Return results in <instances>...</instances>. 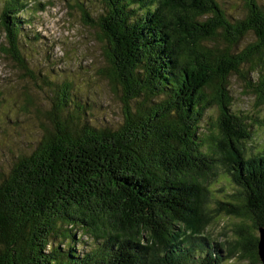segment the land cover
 <instances>
[{
	"label": "trees",
	"instance_id": "obj_1",
	"mask_svg": "<svg viewBox=\"0 0 264 264\" xmlns=\"http://www.w3.org/2000/svg\"><path fill=\"white\" fill-rule=\"evenodd\" d=\"M103 1L104 77L120 92L122 122L54 123L16 156L0 178V264L261 263L249 229L264 227V150L246 155L251 126L231 111L229 79L236 75L264 106V5L239 0L244 16L231 23L215 0ZM26 7L5 3L0 56L32 76L20 51ZM247 36L253 42L241 49ZM55 101L62 112L67 90ZM212 106L218 134L201 140ZM219 166L237 190L211 210L206 183ZM221 213L252 225L242 222L233 240L211 246L203 234ZM77 232L95 241L88 252H76Z\"/></svg>",
	"mask_w": 264,
	"mask_h": 264
},
{
	"label": "rangeland",
	"instance_id": "obj_2",
	"mask_svg": "<svg viewBox=\"0 0 264 264\" xmlns=\"http://www.w3.org/2000/svg\"><path fill=\"white\" fill-rule=\"evenodd\" d=\"M7 1L0 0V15ZM20 1L27 6L19 17L25 21L20 30V51L32 76L19 71L13 63L0 56V178L16 156L29 154L54 123L64 122L70 126L89 123L97 129H115L122 122L120 92L115 91L104 77V71L109 69L105 59L107 42L98 25V16L105 15L107 10L104 1ZM215 1L231 23L244 16L241 1ZM257 1L264 5V0ZM80 9L88 13L92 25L84 23ZM2 40L0 30V43ZM249 42H253L251 36L244 38L241 49ZM229 80L233 100L231 111L251 126L252 140L245 147L249 156L264 150V123L255 124L264 118V106L256 105L253 95L244 90L236 75ZM61 90H67V107L57 112L54 103ZM217 117L215 106L207 110L199 125L201 140L218 134L215 127ZM215 173L216 176L206 183L211 210L215 209V203L233 202L237 190L228 169L219 166ZM242 222L247 228L252 225L250 221L221 213L203 235L207 236L211 246L215 243L224 245L225 241L235 238L233 230ZM249 230L258 237V230ZM90 239L74 233L76 252L85 253L92 249L95 241ZM55 243L59 248L63 247L60 237L55 239ZM216 250L225 257L224 248ZM225 264L250 263L234 257Z\"/></svg>",
	"mask_w": 264,
	"mask_h": 264
},
{
	"label": "water",
	"instance_id": "obj_3",
	"mask_svg": "<svg viewBox=\"0 0 264 264\" xmlns=\"http://www.w3.org/2000/svg\"><path fill=\"white\" fill-rule=\"evenodd\" d=\"M258 255H259V259L261 261V264H264V227L260 228L258 230Z\"/></svg>",
	"mask_w": 264,
	"mask_h": 264
}]
</instances>
